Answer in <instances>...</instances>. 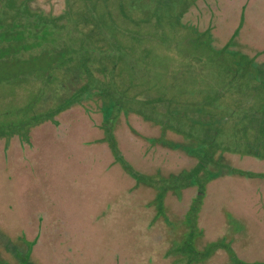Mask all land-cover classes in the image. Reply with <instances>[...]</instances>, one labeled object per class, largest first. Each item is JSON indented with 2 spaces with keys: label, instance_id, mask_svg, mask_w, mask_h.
<instances>
[{
  "label": "rangeland",
  "instance_id": "obj_1",
  "mask_svg": "<svg viewBox=\"0 0 264 264\" xmlns=\"http://www.w3.org/2000/svg\"><path fill=\"white\" fill-rule=\"evenodd\" d=\"M171 1L173 8H181L186 2L169 0V3ZM207 1L199 0L196 7L188 11L186 20L191 18L195 21L198 16L210 23V16L202 10ZM223 1L220 7L225 14V29H236L242 23L243 37L264 45V0ZM161 2L140 0L134 12L145 15V12L155 11ZM244 3L248 6L240 18L238 11ZM166 14L161 22L168 35L167 41L154 42L149 50L151 54H147L153 62L151 75L148 73L150 89L173 96L166 105L168 109L178 108L179 113L187 114L186 123L188 118H192L199 124L201 115L198 110L208 108L216 112L214 118L221 116L226 119L221 125L224 131L220 143L229 139L231 149L246 152L251 147L249 141L254 138L257 140L256 148L264 157V141L258 137L264 136V82L260 81L261 74L253 70L246 76L245 69L239 68L240 62L234 55L240 47L237 42L225 47L226 42L201 41L198 35L203 33H193L194 26L190 25L195 23H180ZM147 26L142 28L145 30ZM65 35L68 37L65 41L64 36L61 39L55 36L59 38L57 43L63 44L64 41V44L53 52L40 54L39 49L33 55L40 56L32 60L0 61V122L10 120L9 116L13 114L9 110L13 107L17 115L14 120L19 117L17 108L20 102L22 105L33 104L31 95L36 94L32 92L43 90L44 79L51 75L50 72L56 71L59 74L57 78L63 77L66 59L75 57L82 49L78 44H72L68 36L73 35L72 31L68 30ZM139 52L141 55L147 53L145 47ZM141 55L135 56L140 59ZM141 69L146 71L141 65L135 66L133 75L136 76ZM121 70L127 72L128 69L124 65ZM129 93L134 101L135 94ZM201 97L206 100L204 105L198 102ZM39 99L36 98V102ZM182 100L184 106L180 104ZM24 105L21 106L24 109L21 115L28 112ZM182 107L184 109L181 110ZM245 112L249 116L243 115ZM81 115L82 112L70 113V117ZM132 118L139 119L138 115H132ZM76 122L67 127L69 122L66 121L63 134L59 136L54 135L56 131L52 129L40 131L35 136V146L27 142L28 148L23 145L18 148L24 156L11 155L16 154L14 150L5 153L0 149V223L3 222L11 234L21 233L22 229L29 234L34 231L32 223L36 217L38 220L41 216L50 218L52 222L47 223L48 226L43 225L40 231L41 247L36 252L43 264H170L172 248L187 250V239H165L158 228L161 223L164 226L163 214L172 205L163 200H172L175 193L169 191L167 197H160V191L174 188L170 184L174 181L168 179L159 186L153 185L156 189L151 190L148 189L150 181L139 178V190L136 187L129 190L137 181L125 170L124 164L119 160L110 162L112 154L102 147L87 146L83 142L84 139L87 141V126L79 120ZM239 128L243 131L240 132ZM197 137L194 134L193 138ZM14 141L12 146H18V140ZM135 143L131 140L125 143L131 147V156L122 148L128 158L129 169L142 162L141 146ZM99 149L103 156L98 155ZM249 152L253 153L250 149ZM250 153L249 167H253L255 161L250 159ZM262 165L264 169V163L260 162L258 167ZM150 167L153 169L156 165L150 164ZM260 172L251 181L220 175V178H210L206 182L205 176L196 175L194 171L189 173L190 178L205 182L204 195L194 214L196 221L199 220L198 227L204 229L203 237L208 238L210 250L216 247L213 240L216 236L225 235L234 240L235 252L241 259L239 263L232 261L230 264L264 259V170ZM151 178L154 181L156 177ZM148 199H151L150 206L145 204ZM141 201H144V206ZM185 203L187 200L182 205ZM159 215L163 216L157 217ZM51 240V243H46ZM193 247L196 246L190 242L189 253L197 257L199 252L192 251ZM200 249L205 251L201 246ZM214 257L216 259V254ZM172 260L177 262V259Z\"/></svg>",
  "mask_w": 264,
  "mask_h": 264
},
{
  "label": "trees",
  "instance_id": "obj_2",
  "mask_svg": "<svg viewBox=\"0 0 264 264\" xmlns=\"http://www.w3.org/2000/svg\"><path fill=\"white\" fill-rule=\"evenodd\" d=\"M139 1L0 0V61L20 62L28 58L32 60L40 56H34L39 49H41L40 54L53 52L58 47H63L65 39L68 38L65 35L68 30L73 34L68 35L72 44H78L82 48L75 57L70 56L66 59L67 65L63 67L65 70L63 77L57 78L59 74L56 71L50 72L51 75L44 79L46 84L42 85L43 90L32 92L36 94L31 95L34 98L33 104H23L28 111L25 115H21L24 111L21 109L22 102L18 105L19 117L15 120L16 109L13 107L9 110V113L13 114L9 116L10 120L0 122V141L8 139L9 142L14 140L16 142V138L20 141L31 140L36 127L44 122L55 120L56 116L65 111L78 114L82 112L81 117L87 121L88 126L91 122L92 130L91 132L87 130V135L92 134L93 138L97 135H95L97 130L99 134L103 133L104 137L98 138L95 142L109 141L118 160L126 169H129L125 159L117 152L115 135L118 127L114 124L116 120L131 119L132 115H138L163 130L160 135H164L165 128L173 127L181 136L187 133H185L186 130L191 136L194 134L199 136L201 141L194 139L192 146L191 141L188 142V140L186 143L185 147L190 157L194 159L197 157L205 164H208V160H212L216 167L218 165L222 167L224 165L220 166V164L227 163L228 157L223 155V152L228 149L229 139L220 143V136L223 135L224 130L221 126L206 122L207 114L212 113L210 110L205 111L202 126L198 124L199 127H197L196 124H192L196 122L190 118L186 123V118L181 117L178 108L168 110L166 102L172 101L173 96L163 91L159 92L157 89L153 92L148 86V80H151L148 73L151 75L153 62L152 57L150 58L147 54L150 53V47L154 42H166L168 36L161 19L167 13L166 15L175 17L180 23L193 22L195 24L190 25L195 27H193V33L197 34V31L201 32V29L196 22L203 23L204 20L198 16L195 17L197 19L195 21L191 18L186 20V15L188 11L196 7L199 0H185V5L181 8H173L172 1L169 3V0H162L160 4H157L155 11L142 10L146 13L145 15L142 12H134ZM186 5L188 8L185 7ZM206 8L207 5L204 6L205 14L209 15ZM184 13L185 15L182 16ZM205 22H207L206 19ZM146 24L148 26L144 30L142 27ZM55 36H59L60 39L64 36L63 44L57 43L56 40L59 38ZM198 38L204 42H213L209 31H205L203 35L199 34ZM143 47L147 53L141 55L139 50ZM136 54H140L141 58H137ZM124 65L128 69L127 72L121 70ZM140 65L145 67L146 71L141 69L136 76L133 75L135 66ZM255 69L261 74L262 82L264 76L258 67ZM7 81L11 82L9 78ZM50 82L54 83L50 84ZM129 91L135 94L133 99L138 102L130 99L132 97L128 96ZM36 98H40L39 101L36 102ZM182 102L184 103L183 100L180 103ZM62 118L68 119L67 115ZM220 118L222 120L221 116ZM95 121L98 122L95 123ZM138 134L142 135L140 132ZM161 143L165 144L163 141ZM171 145L172 148H183L182 142L177 141ZM213 164H209V167H213ZM158 228L159 233H163L162 223ZM39 241L40 236L39 234L37 236L35 232L24 236L19 233L11 234L1 222L0 264H43L39 254L36 253L41 247ZM51 242L52 240L46 243ZM217 245H219L218 248L223 247L226 250L223 257L214 259L213 252L211 253L213 249L210 250L209 243L203 247L207 254L200 250L197 257H193L189 249L182 251L180 248H172L171 258L177 259V264L181 262L183 264H230L232 261L239 263V255L234 253L229 243L220 241L216 243ZM157 256L156 260L154 258L155 261L158 259ZM172 259L170 264H176ZM249 264H264V259H256Z\"/></svg>",
  "mask_w": 264,
  "mask_h": 264
},
{
  "label": "flooded vegetation",
  "instance_id": "obj_3",
  "mask_svg": "<svg viewBox=\"0 0 264 264\" xmlns=\"http://www.w3.org/2000/svg\"><path fill=\"white\" fill-rule=\"evenodd\" d=\"M224 4L223 0H208L206 5H207V12L210 16L209 22L210 23H196L197 26L201 29L202 33H205V31H209L211 34V37L213 39V43L217 41L221 42H226V46H231L233 42H237L238 45H240L238 51L234 52V55H237L238 60L240 63H238L239 68H244L246 72V76L249 75V73L253 70H257L255 68L258 67L260 70V73L264 76V45H259L256 42H251L249 41L246 37H243V33L241 30L242 23L238 26L235 27L229 31H227L225 21H224V12L222 11L220 5ZM247 3L240 5V11H238L240 14H238V17L241 18V15H245V10L247 9ZM204 10V8L202 9ZM206 13V11L204 10ZM240 26V27H239ZM224 32V33H223ZM202 35V34H201ZM224 47V48H225ZM234 57V58H236ZM242 61V63H241ZM259 73V72H258ZM264 82V80H263ZM201 105H204L205 98L201 99L198 101ZM182 106H184V103H180ZM170 109V107H169ZM168 109V110H169ZM184 109V107L181 108V110ZM198 110V109H197ZM209 109L204 111L198 110V112L201 115V119L199 118V124H203L204 118L203 115L204 113L206 114L205 111H208ZM221 111L219 110L218 113ZM85 114V113H84ZM216 112L208 113L206 116V122L210 124H214V126H221V124L226 121V119H222L219 117H215ZM248 115V112L243 113ZM65 115H67L68 119L62 118ZM101 115V114H100ZM181 117L187 118V114L185 113H180ZM249 116V115H248ZM139 119H126V120H116L114 126L119 128L116 129V142H117V152L118 154L125 159L127 162L128 158L126 154L124 153V150L129 153L131 156V147L130 146H125V143L127 141H133V143L138 144L142 147H139L140 155L142 156L141 158V164H133V168L126 169L127 172L131 176L134 177V179L137 181V184L131 185L129 190L131 188L136 187V189L140 188L139 184V178H143L144 180H149L150 185L148 189L155 190L156 188L152 187L153 185L159 186L161 182L168 181V179L173 180L174 182H171L174 186V188L168 190L167 188H164L160 191V197H167L169 195V191H175L174 195H172V200H163V202H169L171 207L166 210L163 214L165 215L164 217V226H163V236L165 239H181L185 240L187 242V250L189 249V244L190 242L194 244L196 247H193V250H198L199 252V247H204L205 245L209 244V241L207 240L208 238L203 237L204 229L198 227L197 222L199 223V220L196 218L197 216H194V214L197 213L198 210V204L200 200L202 199L204 187H205V182L210 179L213 180L215 178H220V175H228L232 176L233 178L237 179H244L245 181L248 179H251L257 175L260 174V170H264L263 165L261 167H258L259 163L261 162L262 164L264 163V157L260 155L259 149L257 147V140L252 138V141H249V149L253 151V153L248 151L242 152V151H237L233 150L228 146V149L224 150V154L228 158H226L227 163H222L221 165H224L222 167H216L212 160H208V164H205L203 160H200L199 158L195 157L196 159L192 158L189 156L187 152L186 143L187 141H191V146L194 143L193 136L189 135L188 133L184 135H180L177 133V131L171 127V128H165L164 129V135H160L161 130L157 125H154L151 121H146L144 118H141L138 116ZM141 118V119H140ZM189 119V118H188ZM192 119V118H190ZM79 120L80 123H84L85 126L87 125V121L84 120L81 116L79 117H70V112L65 111L64 113H61L60 115L55 117V120H49L44 122L43 124L39 125L36 127L34 130V134L31 137V140H24L20 141L18 138V146H12L13 142H9L7 139L4 141H0V149L3 150V152L7 153V150L11 151L14 150V153H11V155H16L17 157H21L23 154H21V151L18 150V148H21L23 145L25 148V144L32 143L34 146L36 145L35 142V136L40 133L42 130H53L56 133L54 135H62L65 122H69L67 124V127H69L72 123L75 125L77 123L76 121ZM65 121V122H64ZM74 121V122H72ZM172 121V120H171ZM194 121V120H193ZM214 123H213V122ZM215 121H218L215 123ZM98 121H95V123ZM212 122V123H211ZM124 124V127H123ZM196 124V123H192ZM197 127H199L198 124H196ZM50 127V128H49ZM57 127L59 130L57 131ZM72 127V126H71ZM264 128V126H262ZM83 128V127H82ZM89 128V129H88ZM85 130H88L91 132L92 127H91V122H89V126ZM242 128V127H241ZM240 129V132L243 130ZM187 131V130H186ZM197 132L199 130H196ZM138 132L142 133V135L138 134ZM91 135H87V141L86 139L83 140L87 146H96V147H102L103 149H106V152H109L112 154L113 159L110 158V162H116L118 160V157L115 155L116 152L114 148L110 145L109 141H100V142H95L98 138L104 137L103 133L94 136L93 138ZM201 137V136H200ZM203 137V135H202ZM262 141H264V136H258ZM5 139V138H4ZM198 140L201 141V138L197 137ZM218 139V138H217ZM253 139L255 142H253ZM16 140V141H17ZM94 140V142H93ZM216 140V139H215ZM12 141V140H11ZM161 141H163L165 144H162ZM182 142L183 143V148H172L173 143L175 142ZM141 142V143H140ZM149 142H154L155 144L152 145ZM188 145V144H187ZM22 146V147H23ZM33 146V147H34ZM213 146H211L212 148ZM215 147V146H214ZM218 147V146H217ZM124 150H123V149ZM101 149V150H103ZM227 150V151H226ZM249 153L251 158L255 161V165L253 167H249ZM218 154V153H216ZM99 156H103V154L100 152V149L98 151ZM24 156V155H23ZM131 162V160H130ZM150 164H155L156 168L151 169ZM209 164H213V167H209ZM215 165V166H214ZM251 169V170H250ZM133 171L135 173H133ZM196 175L200 176H205L206 180L203 183L198 182L197 178H190L189 173L193 172ZM151 177H156L154 178V181L152 180ZM237 177V178H236ZM179 179L182 180L179 183ZM211 181H209L210 183ZM150 196V195H149ZM197 196V199L194 200ZM187 200V203L182 205L185 201ZM140 204L144 206V201H141ZM145 204L150 206L151 204V199H148L145 201ZM189 204V205H187ZM195 204V205H193ZM140 206V205H139ZM180 206L179 208H177ZM193 206L191 209L190 207ZM141 207V206H140ZM159 215L157 217L163 216ZM178 217V218H175ZM52 220L50 218H47L46 216H41L38 218L36 217L35 221H33L32 226L35 232L37 233V236L39 234L40 236V231L42 230L43 225L48 226L47 223H51ZM192 222V223H191ZM195 224V227L193 226ZM39 227V228H38ZM49 228V227H47ZM51 229V228H49ZM19 233L20 235L24 236L27 235V232L25 229H22ZM31 233V232H30ZM34 234V233H33ZM205 236V235H204ZM205 240V241H203ZM216 243H219L220 241L227 240L228 243L230 244L231 248H233V251L235 254L238 255V253L235 252L234 248V240H232L230 237L227 238L225 235H219L216 236L215 239H213ZM225 242V241H224ZM226 243V242H225ZM227 243V244H228ZM219 245L215 247L213 250V255L216 258L222 256L225 253L226 250L222 248H218ZM185 249V248H184ZM186 250V249H185ZM186 250V251H187ZM201 250V249H200ZM202 251V250H201ZM214 258V257H213ZM241 259V257L239 256ZM244 262V261H243ZM183 264V263H182ZM249 264V262H247Z\"/></svg>",
  "mask_w": 264,
  "mask_h": 264
}]
</instances>
